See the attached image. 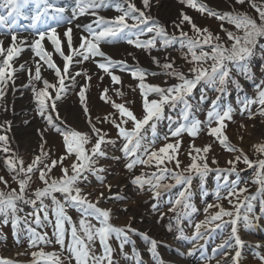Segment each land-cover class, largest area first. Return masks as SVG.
<instances>
[{
  "label": "rangeland",
  "instance_id": "1",
  "mask_svg": "<svg viewBox=\"0 0 264 264\" xmlns=\"http://www.w3.org/2000/svg\"><path fill=\"white\" fill-rule=\"evenodd\" d=\"M53 2L55 8L63 7L66 9L63 14L65 18L71 17V8L74 6V0L66 2L63 0H56ZM134 2L137 7L143 8L142 0H134ZM151 2L152 9L157 8V5L160 4L168 5V8L171 7L167 16L163 18L155 17L151 13L155 19L159 20L166 27L169 34L175 33L177 36L179 35L180 29L174 28L173 23H180L181 12L191 17L198 27L202 29L208 28L214 35H219L226 44L227 36L221 31V24L223 23L224 28L229 31H235V27L228 24L226 21H220L214 16H209L207 12L202 14L197 9L187 6V4L180 3L179 0H151ZM255 2L264 3V0H255ZM197 3H203L215 11L229 12L233 10L231 5H234V0H227V2L226 0H197ZM235 10L247 12L253 17L256 16L255 10L250 8L247 3L244 5H235ZM53 13L55 12L53 11ZM96 13L101 14L99 16L108 14V16H103L106 19H112L120 14L116 12L114 6L98 8L96 9ZM78 19L79 18L74 19L71 24H68L66 20L57 24L56 21L53 20L46 25H36L33 27V31L35 33L37 30L48 32L50 28L55 27L57 39L61 42V49L63 50V48H65L67 49L66 54H71L70 50L67 48L68 38L65 37L63 33L64 30L68 28L72 29L73 26L76 31L79 29L80 33L77 31L73 32V35H71L73 48H77L80 40L77 43L73 38L77 36L80 38L81 35H87V33L83 31V27L78 26ZM93 19L95 20L96 17ZM91 20L92 18L86 19V22L88 21L87 24H93V27H95L94 20ZM43 26H45V28H42ZM182 28L189 36L194 35L191 26L187 24V22L182 25ZM4 35H6V32H1L0 40L2 39V41H4V37H2ZM31 35L32 34H30V41L37 39ZM151 35L152 34L142 36L141 39H148ZM37 37L39 38V36ZM129 38L135 39V36L129 34L126 38L117 39L112 43H101L102 46L114 47L116 49L114 52L105 51L107 56L111 57L113 60L127 62V66L124 70H121L120 67L110 69L114 75L120 77L119 84H113L111 77L105 73L103 69L98 67V63L103 62V58H93L96 63L93 62V59L78 63L77 61L81 58L74 57L73 62L69 66V74L64 77L66 91L61 94V99L56 101L57 110L55 112L49 110V112L46 113L52 115L55 124L63 127L64 125L61 124V121H64L68 127L82 133H88L92 136V141L85 145L86 149H90L92 144L95 143V136L87 123L78 95L80 89L84 87L86 103L92 123L95 124L96 128L100 129L102 133L107 134L105 137L106 139L115 140V145H101L102 149L107 152V156L99 158L94 165L96 168L103 167L106 169V171L102 173L104 176L103 184L97 180L94 175L88 173V179L77 185L81 188L82 195H86L88 199L94 203L97 202V198L103 193L98 207L110 209L109 223L114 227L125 228L130 238L128 242L123 244V248H121L123 237L117 238L116 234L110 236L108 244L113 249V264H158L159 261H163V264H219L218 258L229 256L232 259L237 250L241 253L239 264H264V261L261 260V257H264V191H260L261 185L254 182L257 179L256 165L253 164V167L249 168L241 159L236 162L235 172L227 171V169L231 167L228 161L232 160L236 155H239V152L227 151L215 136L209 134V127L218 126L215 121L209 126L202 124L201 131L195 138L189 136L187 133H182L180 137L174 138L170 136V131L177 126V123L183 122L180 117L182 105L175 109L165 107V118L157 123L156 142L150 146V151H157L166 143H175L178 139L180 141V147L176 154V158L181 162L180 167L176 168L175 161H165V164L160 167H168L173 169V171L180 172L191 163V157L189 156V152L192 151L191 145L194 144L196 147L200 148L211 145L210 152L206 154L210 167L212 169H224L225 171L219 173V179L217 178V172H209L204 180L203 187L200 186V178L194 176L191 188L189 189L191 197L188 202L195 206L197 209L195 212H191L190 209L185 210L182 204L176 206L175 211H169V209L173 207L169 201L174 202L178 198L179 193L184 191L186 187L183 183L176 184L170 174H166L161 184H171L174 186L167 190L162 188L159 200L153 199V192L149 190L148 185L140 189L137 185L131 183V180L135 176L142 175L148 178L153 172H156L157 175H159V172L155 162L150 165H136L131 171L125 167L127 159H130L125 158L121 151L125 141L118 136V130L111 123L113 119L119 123L121 118L119 117L118 110L111 106V102H105L100 99L103 90L107 88V95L112 101L124 103L126 107L140 118L143 115L142 97L137 87L139 81L132 77V70L137 67L144 69L147 73L145 79L146 83L166 88L177 83V80L174 77L166 75L165 70L153 62V57H156L160 61V64L175 60L174 66L186 73L193 65L183 59L181 53H187V49H181L179 43L165 46L163 42L157 38L155 46L147 50L137 48L134 44L127 43V39ZM43 42H49L51 46L54 47L47 38V35L45 39L41 41V43ZM24 47L26 51H22L20 56L12 62L15 67L18 66L21 58L26 55L33 58L32 60H39V57L35 56V52L31 47H29L31 48L30 50L28 45ZM205 50L208 49L206 48ZM197 52H199V50H197ZM54 54L56 55L58 53L54 52ZM188 59H191L190 55ZM19 64H21V62ZM208 64H211V61H208ZM61 66L63 65L61 64ZM207 66L206 64L205 67ZM229 67L231 68V79L238 81L239 87L231 83L230 79L226 85L225 91L218 92L214 87L202 82L193 90L194 99L192 102L194 104L200 100L201 92H203L205 96L203 102L199 104L200 110L197 111L195 115L200 121H206L207 113L213 107L214 101L218 105V110L221 111L231 106L233 109L232 119L225 120L224 123L226 124V128L222 130L228 137L227 143L237 149H242L243 153L247 155L251 161L255 162L259 159H264V154L257 153L254 148V145L264 143V116L259 115L261 105L258 103L250 106V111L252 113L251 118L249 117V112H241V108L245 98L256 99L258 86L264 87V85H261V81H264V53L257 50V54L250 61V70L247 75L239 73L235 67L231 65ZM32 70L34 74L35 66H33ZM50 70L51 71L47 74L41 72L42 79H47L51 84H58V81L54 79V77H56L54 70ZM77 72L82 74L76 76L75 74ZM84 72L87 73V76L83 75ZM151 73L157 74L151 75ZM73 76H75V82L72 79ZM88 77H90V79ZM56 79L59 78L56 77ZM28 83L27 73L17 72L14 76V83L9 81V83L5 84L11 85L10 88L5 90L3 86L0 85V89L4 92V95L0 97V111L3 109L5 113L4 118L0 121V135L7 137V147L10 149L8 153L3 152L2 148L4 145L0 143V176H3L4 179L8 181V186L0 183V190L4 192L11 191V189H16L17 192H19L18 183L12 179V176L16 173H9L4 164V159L14 155L15 158L24 161V167L26 168L35 156L40 154V145L42 143L40 133L42 131L47 141L44 151L47 152L48 155L44 159L43 164L40 165L41 168H43L44 164H50L52 160H58L66 151L63 144V137L47 123L45 118L38 114L32 86H25L28 85ZM33 84L37 89L43 87L42 81H34ZM133 89H135V91H133ZM117 90L121 91L124 95H116ZM49 91L50 94L54 95L55 89H50ZM7 96L11 97L10 102L5 101ZM217 97H219V100H217ZM149 99H158V97L155 94H151ZM2 101L5 102V106L3 107L1 106ZM27 103L29 104L27 105ZM19 104H21V106H19ZM65 107H69L71 112L64 113L63 109H65ZM57 114L59 115V120L56 119ZM106 116L108 117L107 121L104 119ZM168 117H171V121ZM20 124H25L23 126H27L28 130L24 138L18 139L19 135L16 134V130ZM122 126L131 130L134 125L129 121ZM145 136L147 139L143 143L147 144L148 140L151 139V132H146ZM165 136L169 137L168 140L164 139ZM195 154V152H192V155ZM114 156L120 157V159H112ZM143 158L147 159V156ZM213 159H215L217 163H212ZM73 160H75L74 155L64 161V166L67 167ZM69 172H71L70 168ZM30 175L32 179L26 189L25 200H36L35 191L45 185L38 179V172L34 171ZM60 176L61 171L60 165L58 164L57 167L53 168L49 173V178L56 179ZM20 178H23V176L21 175ZM123 184L127 185L126 190L122 186ZM233 184L236 186L238 195L228 196V189ZM108 185L111 186L110 190L107 187ZM240 189H246V191L240 193ZM217 191H219L221 196L219 200L216 196ZM54 195L57 200L64 203L63 194L55 193ZM118 196L121 197V199H117L116 197ZM245 197H255V199L246 201ZM248 203L252 205L251 213H247ZM153 204L158 205L157 209H153ZM209 204H219L225 210L231 211L234 214L236 211L234 206L240 205L239 211L241 217L245 214L249 215L250 219H252L250 226L245 227L242 219L238 222V234L244 241L243 247L235 246L234 239H230L232 226L223 223L224 221L230 220V217L224 216L222 220L212 222L211 224L206 222L207 219H210L212 214L219 211L218 208L213 207L206 213L204 209ZM18 207L22 209V211L17 213V215L21 217H25L26 214L32 213L40 208L47 211V221L43 220L44 212H39L42 221L40 226L32 222L34 217L27 216V219L29 223H31V226L36 228L37 232L41 234L47 233L48 238L53 241L55 240L53 232L56 222V205L52 202L51 197L43 198L42 202L37 200L35 209L32 204L23 202H19ZM185 211L188 212L187 216L184 215ZM65 213L71 218V223L67 221L64 222L66 236L63 249H61L59 244H55L54 242L51 244L38 245L37 248H30L28 233L23 222L20 225V228L23 230L21 239L17 242V236L13 234L11 228V218L9 217L8 224H3V217H0V232L3 233V238H0V258L10 259L14 261V264H31L33 260L31 252L43 249L45 252H55L59 254L62 264H76L74 259H69L71 254L67 250V245L71 239L70 232L73 225L76 226L78 235L81 237L84 236L79 226L82 213L67 204H65ZM87 221L96 227L100 226L93 217H87ZM196 224H203L200 228L201 235L196 239L182 238L193 237L196 234ZM216 224H221L222 226L216 228ZM129 226L135 231H129ZM181 229L183 230L182 233ZM140 233L147 234L149 241H145L142 236L139 235ZM150 240H155L157 242L156 257H153L150 251ZM85 243H88L86 238ZM221 245H224V247H220ZM90 247L93 249L94 255L104 254L103 247L98 238L92 242ZM18 253L25 254L19 255ZM230 261H232L233 264V259ZM40 264H45V262L41 261ZM104 264H107V261H104Z\"/></svg>",
  "mask_w": 264,
  "mask_h": 264
},
{
  "label": "snow or ice",
  "instance_id": "2",
  "mask_svg": "<svg viewBox=\"0 0 264 264\" xmlns=\"http://www.w3.org/2000/svg\"><path fill=\"white\" fill-rule=\"evenodd\" d=\"M29 2V0H5V6H7L10 11L7 16L0 15V26L5 25L9 18L12 19V23L15 24L16 18L23 16L22 9ZM42 3L46 4L48 8L52 7L48 4V0H41ZM182 4H187V6L192 7L200 11L202 14L207 12L209 16H214L220 21H226L228 24L235 27V31H229L224 28L223 23L221 24V31H223L227 36V44L222 41L219 35H214L208 28L198 27L192 20L191 17L180 13V23H173V27L180 29L179 35L175 33L169 34L166 27L157 19H155L151 12L148 11L152 7L151 0H142L143 8L137 7L134 0H74V6L71 8V17L65 18L64 13L66 11L63 7H57L54 9L56 15L51 18L59 24L61 21H65L71 24L72 21L79 16H83L90 10H95L105 6H114L116 12L120 13L112 19H106L103 16L97 15L95 11H92V15L96 17L94 20L95 27L93 24H87L83 26V31L87 35H81L80 43L77 48H73L71 32L72 29L68 28L63 35L67 37V48L70 50L71 54H66L61 49V42L57 39L56 28L52 27L48 32L37 30V35L39 39L31 41L29 47L35 52V56L39 57V61H43L48 69H52L55 72V76L58 79V84H51L47 79H42L41 67L42 65L39 61L35 62V70L27 65V62L19 64L17 67L13 66V61L20 56L21 52L24 50L23 45L26 44L25 39H19L16 34L11 35V43L9 46L5 47L3 41L0 40V85L6 84L8 81L14 83V76L17 72H26L28 75V85L32 86V90L37 103L38 114L45 118L47 123L51 125L55 131L63 137V144L65 146V154L61 156L58 160H52L50 164H44L43 168L40 167L43 164L44 159L47 157L48 153L44 151L47 141L44 138V132L40 133L42 143L40 145V154L35 156L27 167H24V161L13 156H9L4 159V164L8 169L9 173H16L12 176V179L18 183L19 192L16 189H11V191L4 192L0 190V217H3V224L9 223V217L11 218V228L13 234L17 236V242L20 241L22 235V229L20 228L23 222L24 227L28 233L29 247L37 248L41 244H59L61 249L65 246V236L66 230L64 227V222L67 221L71 223V218L65 213V204L70 207L76 208L82 213V218L79 221V226L84 236L78 235L77 228L75 225L72 226L70 232V242L67 245V250L71 254L69 259H74L76 264H113L112 253L113 249L109 246L108 240L112 234H116L117 238L122 239L121 248L123 244L129 241V236L125 228L114 227L109 223L110 219V209H102L98 207L100 198L103 197V193L97 198V202H92L88 199L86 195H82V190L78 187V183L86 181L88 179L87 174L90 173L96 177L102 184L104 182V176L102 173L106 171L105 168H96L94 165L97 163L98 159L101 157H106L107 152L102 149L101 145H115V140L106 139V133H102L100 129L96 128L95 124L92 123L91 115L86 103L85 88L82 87L78 93L80 98V103L82 105V110L85 114L87 123L91 128V132L95 136V143L92 144L90 149H86L85 145L89 144L93 137L88 133H82L75 129H72L66 125L64 121H61L63 127L55 124L51 114H46L50 111L55 112L57 110L56 101L61 99V94L66 91L65 86V75L69 74V66L73 62L74 57H80L78 63L83 61H88L90 59L100 57L103 58V62L98 63V67L103 69L111 77L113 84L120 83V77L114 75L110 69L120 67L124 70L127 66L126 61L113 60L111 57L101 50V43H112L117 39H124L129 34L134 35L135 39H127V43L134 44L137 48H143L150 50L155 46L157 38H159L165 46L173 45L179 43L181 49H187V53L182 52L181 55L189 64L193 66L188 69V72L180 70L175 65V60L160 64V61L153 57V62L159 65L165 70V74L174 77L177 83L168 86L160 87L158 85L148 84L145 82L146 71L142 68H135L132 70L131 75L134 79H138L139 83L137 87L139 88L140 95L142 97V117L138 118L133 111L125 106L124 103H116L112 101L107 95L108 89L105 88L101 94L100 99L105 102H111V106L118 110L120 122L117 123L116 120H111L113 126L118 130V136L123 138L125 143L123 144L121 151L124 154L127 162L125 167L131 171L136 165H150L155 162L159 175L153 172L150 177L145 178L144 176H135L131 183L137 185L140 189H143L145 185L149 186V190L153 192V199L159 200L161 197V189H170L174 185L171 184H161V181L165 179L166 174H170L171 178L176 184H185V190L181 191L178 198L173 202L169 201L173 205L169 211H175L176 206L183 205L185 210L190 209L191 212H195L197 209L195 206L188 201L191 197L192 181L194 176H198L201 180V187H203L204 180L208 173L211 171L217 172L219 179V173L225 171L224 169H212L208 163L207 153L211 150V145H206L203 148L196 147L194 144L191 145L192 151L189 152L191 157V163L180 172L173 171V169L168 167L161 168V165L165 164V161L173 162L175 161L176 168L180 167V161L176 158V154L180 147V141L177 139L175 143H166L163 147L159 148L157 151H150V146L156 142L157 139V123L164 117L165 107L177 108L181 106L180 117L183 122L177 123V126L170 131V136L178 138L182 133H187L189 136L195 138L201 131V125L205 126L211 125L213 121L217 123V127H209V134L215 136L219 143L225 147L229 152H239L232 160L228 161L231 166L227 171H236V162L243 160L249 168L256 165L257 179L254 181L261 185L260 191H264V159H259L255 162L251 161L247 155L243 153L242 149H237L227 143L228 137L223 133V129L226 128L225 120L232 119L233 109L231 106L227 107L226 110H218V105L214 101L213 107L207 113V120L200 121L196 118L195 113L200 110L199 104L203 102L205 96L201 92L200 100L197 103H193V90L197 88L202 82L204 84L210 85L215 88L218 92H224L226 85L231 79V68L230 65L235 67V69L242 74L247 75L250 70V61L257 54V50L264 53V3H256L255 0H234L233 8L229 12L215 11L209 8L203 3H197V0H179ZM227 2V0H226ZM247 3L250 8L254 9L256 16L253 17L247 12H241L235 10V5H244ZM39 7V5H37ZM47 14V8L43 12L37 11L35 15L31 17L24 16L25 19L31 20V26L35 27L36 24L41 20V17ZM131 21V22H129ZM187 22L191 26V30L194 35L189 36L186 31L183 30L182 25ZM152 34L150 38L142 40V36ZM54 45V50L63 59L62 69L56 65L53 61V53L45 50L41 41L45 39V36ZM208 50H205V49ZM82 50V51H81ZM199 50V52H197ZM191 59H188V56ZM211 61V64H208ZM93 62L96 61L93 59ZM208 65L205 67V65ZM63 72V74H62ZM82 73L77 72L75 75L79 76ZM157 73H151V75H156ZM83 75L87 76L84 72ZM90 79V77H88ZM75 82V76L72 77ZM102 79V78H101ZM42 81L43 87L37 89L33 82ZM231 83L239 87L238 81L231 79ZM261 85H264V81H261ZM50 89H55V93L50 94ZM135 91V89H133ZM151 94H155L158 99H149ZM4 95L2 89H0V97ZM116 95L123 96L124 94L117 90ZM219 100V97H217ZM259 104L261 108L259 110V115L264 116V87L258 86V93L256 99H248L242 102L243 106L241 112L248 111L249 117L251 118L250 106L252 104ZM126 118V119H125ZM59 120V115L56 117ZM105 121L108 120L106 116ZM171 121V117H168ZM129 121L133 123V128L131 130L126 129L122 125L127 124ZM46 131V130H45ZM151 132V139L148 140L147 144L143 142L147 139L145 133ZM168 136L164 139L168 140ZM242 139V138H241ZM0 143L4 146L2 151L8 153L10 149L7 147V137L0 135ZM256 152L259 154H264V143H259L254 145ZM142 150V152H141ZM195 152V155H192ZM74 155L75 160L72 161L67 167L64 166V161L70 156ZM147 156V159L143 157ZM112 159H120V157H112ZM212 163H217L213 159ZM60 165L61 176L56 179H50L49 173ZM69 168L71 172H69ZM38 172V179L44 183V187L39 188L35 191L36 200L28 199L25 200V192L32 179L30 175L33 172ZM187 173V174H186ZM21 175L23 178H20ZM0 183L8 186V181L0 176ZM110 190L111 186H107ZM246 189H240L239 192L242 193ZM55 193H61L64 197V203L57 200ZM238 195L236 191V186L233 184L228 189V196ZM217 199H221L219 191L216 193ZM51 197L52 202L56 205L55 216V230L53 236L55 240L48 238L47 233L41 234L36 231V228L31 226L27 216L34 217L32 221L37 226H40L41 216L40 211L44 212L43 220H48V212L44 211L43 208L33 211L32 213L26 214L25 217L17 215L19 211H22L18 207L19 202L26 204H32L34 209L36 208V201L40 200L42 202L43 198ZM121 199V197H116ZM255 199V197H245V200ZM153 209H157L158 205L153 204ZM216 207L219 211L211 215L210 219L206 222L211 224L215 221H220L224 216L230 217L228 221H224L225 225L230 224L231 237L234 239L235 246L243 247L244 241L240 238L238 234V222L242 219L245 227H248L252 223L249 215L245 214L241 217L239 207L240 205L234 206L236 208L235 214L231 211L225 210L219 204L213 205L209 204L204 209L207 213L209 209ZM252 205L247 204V213H251ZM184 215L187 216L188 212L185 211ZM87 217H93L99 223V227L91 225L87 221ZM179 219V218H178ZM203 224H196V234L189 237H182L184 239H196L201 235L200 228ZM221 224H216V228H220ZM129 231H135L129 226ZM183 230L181 229V233ZM139 235L145 241H149L147 234L140 233ZM0 238H3V233L0 232ZM85 238L88 243H85ZM98 238L101 246L103 247V255H94L93 249L90 247L92 242ZM151 248L150 251L153 257L157 256L156 247L157 242L155 240H150ZM220 247H224L221 245ZM19 255H24L25 253H18ZM240 251H235V256L233 259V264H239ZM33 260L31 264H40L44 261L45 264H62L59 254L55 252H45L43 249L39 251L31 252ZM264 261V257H261ZM0 264H14V261L10 259L0 258ZM158 264H163V261H159Z\"/></svg>",
  "mask_w": 264,
  "mask_h": 264
},
{
  "label": "bare ground",
  "instance_id": "3",
  "mask_svg": "<svg viewBox=\"0 0 264 264\" xmlns=\"http://www.w3.org/2000/svg\"><path fill=\"white\" fill-rule=\"evenodd\" d=\"M169 10H171V7H169L168 8V5L166 6V5H164V4H160V5H157V8H151L150 9V12L155 16V17H166L167 16V13L169 12ZM92 11H95L96 12V9L95 10H90L88 13H86L85 15H83V16H79L78 18V20H77V24H78V26L79 27H83L84 25H87V22H86V19H89V18H92V20L91 21H93L94 19L93 18H95V16H93L91 13H92ZM97 15H101V14H98L97 13ZM104 15H106V16H108V14H104ZM103 15V16H104ZM90 21V22H91ZM66 30H64V32H65ZM79 33H80V31H79V29L77 30ZM76 30H75V28H74V26L72 27V32H71V35H73L72 33L73 32H77ZM28 36H26V35H20L19 37H18V41H19V39H25L26 40V44L25 45H23L22 47H23V49H25V47L24 46H26V45H29L30 43H31V41H30V37H28ZM2 40V39H1ZM73 40L75 41V42H77L78 43V41L80 40V38H78V36L76 37V38H73ZM3 45L5 46V47H7V46H9L10 45V43H11V37H9V38H4V41H3ZM42 45L44 46V48H45V50H47V51H49V52H52L53 53V61L56 63V65L58 66V67H60L61 69H62V67L63 66H61V64L63 65V59L59 56V54H54V52H55V50H54V47H52L51 46V44L49 43V42H43L42 43ZM66 45V44H65ZM100 47H101V50L102 51H108V52H114L116 49L114 48V47H112V48H110V47H107V46H102V45H100ZM24 52L26 51V50H23ZM63 51L66 53L67 52V49H65V48H63ZM96 58H98V57H96ZM33 58H30V56L29 55H26V56H24L23 58H21V60H20V62L21 63H25V62H27V65L29 66V67H31V68H33V66H35V62H37V61H39V60H32ZM99 59V58H98ZM19 62V63H20ZM19 63H18V65H19ZM39 63L42 65V67H41V72H44L45 74H47L49 71H51L50 69H48L47 68V65L46 64H43V61H39ZM14 67H15V65H13ZM54 79L56 80V81H58V79H56V77H54ZM7 83H9V81L7 82ZM17 83V82H16ZM3 86V88L6 90V89H8V88H10L11 87V85H2ZM11 97L10 96H7L6 97V99H5V101L7 102H10V99ZM2 104H1V106L3 107V106H5V102H1ZM29 103H27V105H28ZM19 106H21V104H19ZM22 107H23V104H22ZM64 110V113H68V112H71V110L69 109V107H65V109H63ZM4 111H3V109H1V111H0V121H2V119L4 118ZM16 124H18V123H16ZM23 125H25V124H20V126L18 127V129L16 130V134H18L19 136H18V139H21V138H24L26 135L25 134H27V130H28V127L26 126H23ZM123 187H124V189L126 190L127 188V185H125V184H123L122 185ZM230 260H232L231 259V257H229V256H222V257H220V258H218V263L219 264H232V261H230Z\"/></svg>",
  "mask_w": 264,
  "mask_h": 264
}]
</instances>
